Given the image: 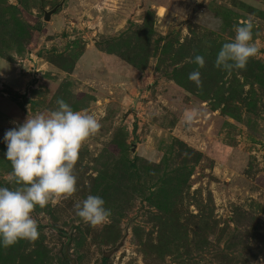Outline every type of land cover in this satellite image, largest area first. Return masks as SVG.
I'll return each instance as SVG.
<instances>
[{"label":"rangeland","instance_id":"374dc122","mask_svg":"<svg viewBox=\"0 0 264 264\" xmlns=\"http://www.w3.org/2000/svg\"><path fill=\"white\" fill-rule=\"evenodd\" d=\"M245 22L259 54L215 67ZM58 99L100 128L76 191L35 207L38 238L0 264H264V0H0V186L4 133ZM89 194L111 210L97 226L75 215Z\"/></svg>","mask_w":264,"mask_h":264},{"label":"clouds","instance_id":"9594fccd","mask_svg":"<svg viewBox=\"0 0 264 264\" xmlns=\"http://www.w3.org/2000/svg\"><path fill=\"white\" fill-rule=\"evenodd\" d=\"M253 24L245 22L234 26V37L224 42L214 61L215 67L232 71L244 69L249 58L256 57L259 49L253 43ZM199 68L204 57L192 59ZM199 87V71L188 77ZM49 114L26 118L17 127L6 130L4 158L11 164L5 177L15 187L0 186V247L7 248L19 240L35 241L38 225L32 217L35 207L44 208L50 202L68 198L76 191L73 169L83 142L100 128L93 114L74 111L63 99ZM198 116L194 109L185 110L182 120L190 126ZM75 215L90 226L106 222L111 210L98 195L89 194L74 205Z\"/></svg>","mask_w":264,"mask_h":264},{"label":"water","instance_id":"95a60500","mask_svg":"<svg viewBox=\"0 0 264 264\" xmlns=\"http://www.w3.org/2000/svg\"><path fill=\"white\" fill-rule=\"evenodd\" d=\"M61 4H62V3H59V4H57L54 8H52V9H50V10H46V11H45V16H44V18H45L46 20H50L52 14L56 12V10L61 6Z\"/></svg>","mask_w":264,"mask_h":264},{"label":"trees","instance_id":"16d2710c","mask_svg":"<svg viewBox=\"0 0 264 264\" xmlns=\"http://www.w3.org/2000/svg\"><path fill=\"white\" fill-rule=\"evenodd\" d=\"M107 257H104L103 264H106Z\"/></svg>","mask_w":264,"mask_h":264}]
</instances>
